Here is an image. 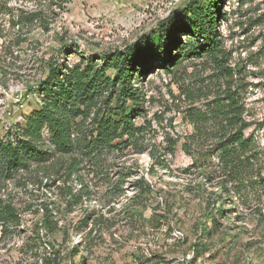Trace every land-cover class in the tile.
I'll list each match as a JSON object with an SVG mask.
<instances>
[{
  "label": "rangeland",
  "instance_id": "obj_1",
  "mask_svg": "<svg viewBox=\"0 0 264 264\" xmlns=\"http://www.w3.org/2000/svg\"><path fill=\"white\" fill-rule=\"evenodd\" d=\"M190 1L0 0L3 141L20 140L27 116L43 104L40 83L53 64L94 59L116 76L115 53L160 37L145 46L156 55L131 71L144 101L129 102V111L137 109L136 123L146 128L134 144L117 140L114 151L92 158L65 153L45 125L40 161L11 173L0 168V203L18 215L0 222V264H264V185L240 202L222 184L217 156L195 159L182 149L193 132L186 109L202 107L226 84L216 58L201 50L207 35L181 30L170 53H157L163 26L178 14L183 24L179 12ZM220 10L218 59L242 85L264 173V0H222ZM104 102L74 119V142L93 128ZM70 192L84 196L76 204Z\"/></svg>",
  "mask_w": 264,
  "mask_h": 264
},
{
  "label": "trees",
  "instance_id": "obj_2",
  "mask_svg": "<svg viewBox=\"0 0 264 264\" xmlns=\"http://www.w3.org/2000/svg\"><path fill=\"white\" fill-rule=\"evenodd\" d=\"M221 1L205 0L202 3V0H191L179 12L185 15L183 24H178V14L168 22L167 32V25L163 26L165 41L160 43L157 53L161 54L162 48L170 53L173 45L180 42L177 33L181 30L199 38L207 35L206 44L202 45L201 50L208 49L216 58L215 63L223 73L226 84L202 107L192 105L186 109L184 118L192 125L193 132L184 137L182 149L195 159L202 152L217 156L222 184L240 202L245 203L250 193L257 194L259 186L263 187L264 173L255 131L248 132L254 123L245 117L242 85L235 78L237 73L234 69L218 59L220 39L216 30ZM155 38L158 40L160 37L145 38L139 46L126 53H115L116 76L110 75L105 66L97 65L94 59H88L86 66L53 64L48 78L40 83L43 104L27 116L26 124L20 130V140L0 139V168L11 173L28 168L32 161H40L44 153L38 140L42 138L45 125L49 126L52 144L65 153H81L92 158L103 150L114 151L118 146L115 144L117 140H121V144H134L146 128L136 123L137 109L129 111V102L139 106L144 101L139 97L138 89L131 86V71L137 63L147 65L156 55L155 51L145 50V46L153 45ZM170 58L167 64L175 60L172 56ZM108 60L106 63L110 62ZM100 98L105 100L104 107L96 113L93 128L74 142L71 138L74 119L87 115L92 104ZM114 102L115 105H112ZM177 141L173 140L172 145ZM72 164L76 168V160ZM83 193L69 194L71 198H76L77 204L82 200ZM46 211L50 215L51 209L46 207ZM16 218L15 207L1 202L0 222L8 224Z\"/></svg>",
  "mask_w": 264,
  "mask_h": 264
}]
</instances>
